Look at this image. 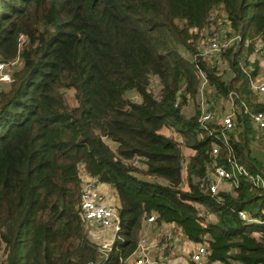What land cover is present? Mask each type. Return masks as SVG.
Returning <instances> with one entry per match:
<instances>
[{
	"label": "trees",
	"instance_id": "trees-1",
	"mask_svg": "<svg viewBox=\"0 0 264 264\" xmlns=\"http://www.w3.org/2000/svg\"><path fill=\"white\" fill-rule=\"evenodd\" d=\"M221 12L224 71L197 46ZM263 58L264 0H0V62L16 65L0 83V264H122L151 216L205 239L211 263L264 264ZM204 83L231 129L203 124L201 103L185 113ZM218 167L233 177L212 193ZM82 170L118 199L111 251L83 218Z\"/></svg>",
	"mask_w": 264,
	"mask_h": 264
},
{
	"label": "built area",
	"instance_id": "built-area-1",
	"mask_svg": "<svg viewBox=\"0 0 264 264\" xmlns=\"http://www.w3.org/2000/svg\"><path fill=\"white\" fill-rule=\"evenodd\" d=\"M209 50L213 52H217L219 50V44L216 42V40H213L210 43ZM261 64L264 68V58L262 59ZM4 66L5 64L0 62V71L3 70ZM6 79L8 81L11 80L10 77H6ZM253 88L260 96V99L264 101V78L261 77L260 79H257L253 84ZM201 115V122L203 124L212 116L210 104L204 99L201 103ZM234 118L235 110L234 107H231L226 112L224 118H222L223 125L227 129H231L233 127ZM254 122L257 127L264 129V112L255 114ZM238 171L245 172L241 167H238ZM232 177V172L225 170L223 167H218L216 169V183L212 185L211 192L215 193L217 191L220 181H224ZM97 188L98 184L92 178H89L84 182L81 197V210L83 218L86 221H96L104 228L113 229L114 238L112 242L103 245L104 250L108 252L112 250L114 241L118 237L117 233L121 228V226L119 225V212L115 207L104 204V202L98 198ZM240 215L243 219L247 220V214L245 212H241ZM145 224L148 226L156 225L155 217H148L145 221ZM174 234L175 232L171 231V229L169 231H165L163 240L152 244H148L147 239L142 236L139 241L137 250L129 257L121 258L122 264H175L173 259L167 254L169 248H174L172 246L170 247L175 237ZM209 254V245L208 242L204 239L202 242L197 243V248L192 251L190 255V261L186 264H219L211 263L209 261Z\"/></svg>",
	"mask_w": 264,
	"mask_h": 264
},
{
	"label": "rangeland",
	"instance_id": "rangeland-1",
	"mask_svg": "<svg viewBox=\"0 0 264 264\" xmlns=\"http://www.w3.org/2000/svg\"><path fill=\"white\" fill-rule=\"evenodd\" d=\"M199 40L197 43V46L199 47L200 50H202L205 54V56H214L213 58L215 60L213 61H219L217 62L220 70L224 71L225 69H228V65L226 61H223L221 58V52L223 50V47L231 45L235 39H233V32L231 31V28L228 26L226 22V18L224 14L221 12L219 16H215L214 19L212 20V23L207 27V29L203 30L200 35H199ZM216 40V42L219 44V50L217 52H213L209 50V45L210 43ZM181 53L187 57L190 58V55L186 53L184 48L180 49ZM256 57V55H254ZM3 63V62H2ZM16 65L13 63L12 64H5L3 70L0 71V83H8L9 81L6 79V77L11 78L12 71ZM261 77L264 78V70L261 74ZM154 89H158V83L155 80L153 82ZM200 95L198 96V99L193 102L191 101L189 105H187L184 108L185 113H194L196 111V107L199 106V103H202L203 99L205 100L206 98L211 100V110H212V117L218 116L219 118L222 117L224 118L226 112L232 107V104L230 102H223V106L220 104H217L215 101H213L212 98V89L208 86V84L204 83L203 86H201V91ZM134 96V95H132ZM207 101V100H206ZM191 151L186 150V154L190 155ZM82 176H83V182L87 181L89 178L84 175V171H81ZM219 187H224L226 186L223 181L219 182ZM98 190V188H97ZM105 191V190H104ZM102 191V192H104ZM107 197H109L108 201H104V204L111 205L117 209V205H115V201H113V196L111 190H106L104 192ZM89 227L91 229L92 235L94 238L101 244H107L111 243L113 238H114V231L112 228H104L102 227L98 222L96 221H90L88 222ZM152 225L148 226L147 230L150 231L152 228ZM156 227V232L154 234V241L153 243H157L164 238V232L171 231L175 232L174 234V240L172 241L170 247H174L173 249L169 248L167 251L168 256H170L175 264H186L189 263L190 261V255L192 251H194L197 248V244L190 242L186 237L181 235L179 230L176 229L175 226L173 225H167V226H158L155 225ZM145 237V236H144ZM148 240V237H145ZM220 264V263H219Z\"/></svg>",
	"mask_w": 264,
	"mask_h": 264
},
{
	"label": "crops",
	"instance_id": "crops-1",
	"mask_svg": "<svg viewBox=\"0 0 264 264\" xmlns=\"http://www.w3.org/2000/svg\"><path fill=\"white\" fill-rule=\"evenodd\" d=\"M191 153H192V151H191ZM190 153V154H191ZM88 175L86 174V177H87ZM111 190V192H112V196H113V201H115V205H118V199H117V197H116V194H115V191H114V189L110 186V185H106V184H98V190H97V196H98V198L101 200V201H108V199H109V197H107V195H105L104 194V192L106 191V190ZM105 190V191H104ZM102 191H104V192H102ZM108 198V199H107ZM105 203V202H104ZM147 228H148V225H146L145 224V226H144V230H143V234H142V236H147L148 237V244H152L153 243V241H154V234H155V232H156V227H155V225H152V229L150 230V231H148L147 230ZM181 235H182V233H181ZM191 242V241H190Z\"/></svg>",
	"mask_w": 264,
	"mask_h": 264
},
{
	"label": "water",
	"instance_id": "water-1",
	"mask_svg": "<svg viewBox=\"0 0 264 264\" xmlns=\"http://www.w3.org/2000/svg\"><path fill=\"white\" fill-rule=\"evenodd\" d=\"M123 222H124L123 214H122V212H120L119 213V225L122 226L123 225Z\"/></svg>",
	"mask_w": 264,
	"mask_h": 264
}]
</instances>
